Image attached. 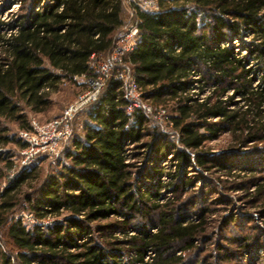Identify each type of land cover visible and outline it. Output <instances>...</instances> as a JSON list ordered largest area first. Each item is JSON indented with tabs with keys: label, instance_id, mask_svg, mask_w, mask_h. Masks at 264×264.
I'll return each mask as SVG.
<instances>
[{
	"label": "trees",
	"instance_id": "obj_1",
	"mask_svg": "<svg viewBox=\"0 0 264 264\" xmlns=\"http://www.w3.org/2000/svg\"><path fill=\"white\" fill-rule=\"evenodd\" d=\"M156 1L157 12L133 4L134 16L126 19L124 0H25L21 13L0 20V182L6 180L0 190V264H115L116 255L87 239L88 225L145 214L146 200L159 198L160 189L190 186L188 169L216 167L202 147L221 134L237 148L264 152V0ZM132 21L139 38L124 62L142 102L171 109L182 148L175 150L168 137L149 131L143 109L128 112L121 83L110 77L98 98L85 105L82 135L63 143L70 145L62 150L60 168L34 187L38 169L16 170L15 151L8 145L18 152L26 145L9 135L4 121L29 131L20 104L42 113L64 83L94 79L91 57L105 59L116 35ZM248 33L254 40L236 53L233 42ZM205 89L209 93L202 98ZM168 155L172 170L163 171L160 164ZM140 158L143 171L135 162ZM163 175L170 183L161 182ZM21 202L36 219L61 217L63 223L46 231L27 227L14 217ZM153 208L157 221L135 241L139 261L150 249L158 264H170L179 258L164 256L180 244L189 249L201 225L183 224L182 210L175 207Z\"/></svg>",
	"mask_w": 264,
	"mask_h": 264
},
{
	"label": "rangeland",
	"instance_id": "obj_2",
	"mask_svg": "<svg viewBox=\"0 0 264 264\" xmlns=\"http://www.w3.org/2000/svg\"><path fill=\"white\" fill-rule=\"evenodd\" d=\"M154 1L157 3L156 0ZM24 2L25 0H0V20L6 22L13 18L12 15L21 13ZM128 16L129 11H126V19ZM253 40V36L248 33L242 37L240 43L234 41L236 53H240L241 47ZM87 83L84 79H79L74 83H64L59 91L50 96V105L42 113H32L20 104L26 120L28 123L36 121L44 124L59 117L68 106L89 89ZM101 92L102 88L91 102L95 101ZM208 93L209 89H205L201 97L207 96ZM150 107L155 113L157 111H163V113L147 118L149 131H159L168 137L167 139L175 150L181 149L178 134L170 125L171 109L154 105ZM86 109L87 106L73 117L71 136L82 135L81 125L85 120ZM4 122L9 135L19 137L22 130L19 129L18 124ZM66 144L61 145L57 155L36 158L27 165L29 168L37 167L38 169V178L33 183L34 187L60 168L58 164L63 161L62 150L70 145V143ZM8 147L15 151L14 161L18 171L21 168L18 162L19 152L12 145ZM202 150L213 155L212 161L216 165L215 168L209 172L203 171L198 166L188 169L187 177L191 179L190 186H185L182 182L177 184L176 192L168 188L160 189L159 198L146 200V204L142 207L146 211L145 214L136 213L127 220L110 216L107 220L91 223L88 225L90 230L87 231V239L90 238L92 244L102 248L106 253L116 255L115 264H158L157 255L150 249L142 253L140 262L137 249V244L140 242L135 241L141 237L143 228H153L157 221L158 211L153 206H170L182 210L183 224L201 225L189 249L182 250L181 247L184 244H180L173 252L164 256L179 258L170 264H264V152L255 154L249 147L237 148L227 134H221L217 139L207 142ZM171 159L168 155L162 160L160 168L163 171L172 170ZM135 162L139 170L145 169L144 159L140 158ZM219 163L225 165L226 168L220 170L217 166ZM160 180L165 184L170 183V178L164 175ZM153 182L154 180L150 181V183ZM5 184L6 180H1L0 190ZM22 191L27 193L30 190L28 187H23ZM26 205L21 202L14 212V217L21 218L27 227L37 226L46 231L58 222L63 223L61 217L36 219L25 210ZM154 231L155 229L150 230L152 233ZM243 237L249 238L248 243L241 241ZM83 241L80 240L78 243ZM242 243H245L246 247L241 246ZM43 262L47 264V261ZM55 263L65 264L62 260H56ZM107 264L113 263L107 262Z\"/></svg>",
	"mask_w": 264,
	"mask_h": 264
},
{
	"label": "built area",
	"instance_id": "obj_3",
	"mask_svg": "<svg viewBox=\"0 0 264 264\" xmlns=\"http://www.w3.org/2000/svg\"><path fill=\"white\" fill-rule=\"evenodd\" d=\"M124 4L128 7L127 11H129L130 17H133L135 13L133 4L141 11L148 13H154L159 10V6L154 0H124ZM138 38V23L132 21L116 35L115 44L105 59H99L95 56L91 57L90 65L94 68L97 76L88 81L89 89L77 101L68 106L59 117L44 124L31 121V129L20 132L19 137L26 145L19 152L18 162L20 167L29 165L37 157L57 155L61 145L72 135L71 122L75 114L97 96L105 81L110 77L121 83L124 96L129 104L128 112L141 108L147 118L156 117L163 113V111L153 112L150 106L142 102L141 91L136 79L124 62L126 55L135 47ZM79 79L87 81L84 77H75L74 81ZM170 125L172 126L171 123ZM14 174L15 172L12 171L10 177H13Z\"/></svg>",
	"mask_w": 264,
	"mask_h": 264
}]
</instances>
